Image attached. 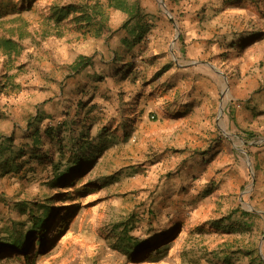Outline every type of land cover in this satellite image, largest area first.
<instances>
[{"label": "rangeland", "instance_id": "rangeland-1", "mask_svg": "<svg viewBox=\"0 0 264 264\" xmlns=\"http://www.w3.org/2000/svg\"><path fill=\"white\" fill-rule=\"evenodd\" d=\"M127 1L119 11L104 0H31L20 18L0 21V42L9 38L20 48L10 55L0 47V135L13 133L16 147L27 144L20 132L38 108L50 116L44 124L68 120L76 134L84 129L94 137L111 127L116 143L78 186L94 188L107 175L119 178L71 202L82 209L52 242L42 247L34 238L33 247L0 264H212L198 259L202 248L225 252L216 259L227 264L235 247L257 248L264 264V4L223 8L222 0H162L167 15L159 0ZM51 4H85L102 12V22L89 28L55 25L48 19ZM136 12L139 21L125 26ZM138 22L148 28L132 46ZM250 33L262 39L241 50L226 45ZM168 62L175 68L164 71ZM124 66H130L129 75L120 78ZM171 83L173 89L161 90ZM165 101L175 111L184 103L190 110L170 117ZM245 131L254 137L247 139ZM202 151L213 154L205 164L198 161ZM18 164L19 159L12 172H0L3 232L25 220L18 204H67L57 195L62 189L43 183L51 166L33 161L14 171ZM204 190L211 193L203 197ZM148 209L163 220L161 226L180 222L181 234L161 260L134 263L121 239L144 235ZM226 214L251 231L195 233L198 225ZM54 221L50 236L57 230ZM121 223L131 226L128 232L116 229ZM230 259L228 264H248L242 257Z\"/></svg>", "mask_w": 264, "mask_h": 264}, {"label": "trees", "instance_id": "trees-1", "mask_svg": "<svg viewBox=\"0 0 264 264\" xmlns=\"http://www.w3.org/2000/svg\"><path fill=\"white\" fill-rule=\"evenodd\" d=\"M35 1V0H33ZM107 7L114 8L119 11H125L128 6L127 0H104ZM31 0H0V21L7 17L13 16L14 18H20L21 13L32 8ZM246 3L252 5L264 4V0H222L223 8L242 6ZM29 5V6H28ZM21 7V8H20ZM48 19L55 25H60L66 21L75 25V27H96L99 25L102 12L94 11L92 8L83 5H60L51 4L49 7ZM138 10V8H137ZM140 14L136 12L131 16L125 26H128L131 22L139 21ZM54 25V26H55ZM136 27L133 28L132 34L133 41L132 46H135L142 42L145 38V31L148 28L147 23L143 26L140 22L135 23ZM142 29V31H140ZM60 37V35H58ZM262 39L260 33H250L247 36H237L232 38L226 45L232 49H243L249 47L252 44L259 42ZM126 43V42H125ZM0 47L6 54L10 53L18 55L20 52L19 45L13 42L11 39H1ZM115 58L119 57L118 54H114ZM119 61V59H116ZM85 65V64H84ZM168 71L175 68L172 62H168ZM165 65V66H166ZM83 67V64L81 65ZM80 65L75 68L79 70ZM130 66H124L119 72L120 78H127L129 75ZM124 71V72H122ZM98 80V78H97ZM174 83L164 85L161 89L165 91L174 88ZM260 91L256 93H260ZM162 93V92H161ZM163 94V93H162ZM172 103V102H170ZM165 112L170 114V117L177 115H183L189 111L188 103H184L175 111V106L169 107V102L165 101ZM174 109V110H173ZM255 108H252L254 111ZM173 111V113H171ZM49 120L50 116L46 115L38 108L34 114L29 116L26 120L25 127L21 130L22 137L28 139L27 144H20L16 147L15 136L13 133L10 135H0V172L7 174L12 172L13 165L17 159L20 160L15 170L21 167L22 163L28 164L35 161L41 168L51 166L49 174H46V178L43 183L47 184L50 188L62 189L64 192L57 194L61 195L60 198L63 203L69 205L53 208L51 203L53 200L45 199L42 202L21 203L18 204V209L22 214L26 216L23 222L12 224L10 228L5 231H0V262H5L4 258H7L12 253H24L25 250L32 246L31 242L35 238L36 242L40 246L47 242H52L55 239L56 234L61 231L63 225H66L73 214L81 211V205L71 204L77 201L79 198L88 196L95 193L98 188L105 187L114 183V179L118 177L116 175H107L97 180L94 188H87V186H78V183L93 170L98 160L109 150V148L116 143L117 136L111 127L105 126L101 128L94 137L84 130L80 129L78 133H74L73 128L68 126L69 121L63 120L54 125L44 124L45 120ZM247 139L254 137V133L251 131H245ZM130 135L125 130L123 137L124 141H127ZM47 145L51 147L46 150ZM208 151L198 152V161L201 164L209 162L213 154L209 155ZM59 156V161H55L54 156ZM209 155V156H208ZM46 168V170H47ZM31 169V168H30ZM33 170V168H32ZM45 171V170H44ZM257 171V169H256ZM17 172V171H16ZM211 192L204 190L202 196L206 197ZM57 197V198H58ZM60 212L58 213V211ZM58 213V214H57ZM57 217V218H56ZM144 219H146V231L142 237L122 238L121 241L125 243L127 258L134 262L140 263L143 261L155 262L161 260L167 255L168 249L172 244L180 237L182 224L180 222H167L165 226H161L163 221L153 210L148 209L144 211ZM58 222L56 233L53 236L49 235V226L52 228L56 224L52 225V220ZM54 221V222H55ZM61 221V224H60ZM246 222L235 218L231 214H226L217 218L216 220L207 221L198 225L194 231L196 234L203 235L206 230L210 232L229 234L236 232L237 234L251 231L249 226L244 224ZM51 224V225H50ZM170 224L169 226H167ZM116 229L123 227L124 232H128L131 228L129 224L121 223L117 224ZM127 230V231H126ZM3 232V233H2ZM48 232V234H47ZM43 239L45 241L43 242ZM231 246V245H228ZM33 247V246H32ZM236 251L229 254V257L224 259L225 263H230L232 256H237L247 259L248 264H263L257 248L249 247H235ZM43 254L45 248L42 250ZM222 253L218 250L207 251L202 248L199 252L198 259H205L206 261L217 264L216 259Z\"/></svg>", "mask_w": 264, "mask_h": 264}, {"label": "water", "instance_id": "water-1", "mask_svg": "<svg viewBox=\"0 0 264 264\" xmlns=\"http://www.w3.org/2000/svg\"><path fill=\"white\" fill-rule=\"evenodd\" d=\"M159 2H161V4H162L163 9H164V12H165L167 15H169V12L167 11V9H166V7H165L163 1H162V0H159ZM178 35H179V30L177 29L176 37H178ZM192 64H205V63H202V62H193ZM205 65H207V66L210 67V65H208V64H205ZM211 68H213V67H211ZM217 72H218L219 74H221L219 71H217Z\"/></svg>", "mask_w": 264, "mask_h": 264}, {"label": "crops", "instance_id": "crops-1", "mask_svg": "<svg viewBox=\"0 0 264 264\" xmlns=\"http://www.w3.org/2000/svg\"><path fill=\"white\" fill-rule=\"evenodd\" d=\"M189 105V104H188ZM174 118H177L176 116Z\"/></svg>", "mask_w": 264, "mask_h": 264}]
</instances>
